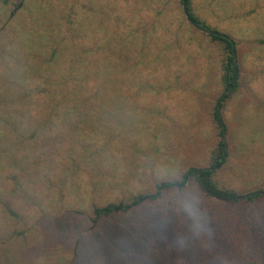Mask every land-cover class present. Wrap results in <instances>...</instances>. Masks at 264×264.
<instances>
[{
	"label": "rangeland",
	"instance_id": "rangeland-1",
	"mask_svg": "<svg viewBox=\"0 0 264 264\" xmlns=\"http://www.w3.org/2000/svg\"><path fill=\"white\" fill-rule=\"evenodd\" d=\"M180 1L0 0V126L26 133L11 140L0 130V264H264L262 200L188 201L174 190L92 221L94 207L212 162L227 53ZM190 7L233 41L240 78L219 108L227 156L213 181L240 195L264 191V0ZM69 42L99 73L95 85L109 84L79 91L80 100L97 92V105L67 103L77 91L50 103L54 53L69 55ZM162 208L166 218L151 225Z\"/></svg>",
	"mask_w": 264,
	"mask_h": 264
},
{
	"label": "trees",
	"instance_id": "trees-1",
	"mask_svg": "<svg viewBox=\"0 0 264 264\" xmlns=\"http://www.w3.org/2000/svg\"><path fill=\"white\" fill-rule=\"evenodd\" d=\"M180 4L181 1H180ZM185 7L187 10V14L189 15L190 24L193 25L196 29L201 31H210L212 33H207L209 39L222 46V48L226 51L227 56L223 60L221 64L222 75H221V83L223 86V92L226 91L225 94H221L222 97L219 102V107L221 108L224 103L233 96V94L239 88V73L235 58L233 57L232 50H234L233 41L226 35L220 34L217 31L207 30L202 21L194 16L190 7V0H185ZM138 39H141L138 37ZM72 42L68 43L69 48H71V52L64 54L63 51L61 53H54V62H56L55 68H53V76L56 78L55 81L49 83L51 86L52 96L50 98V103L55 107L58 105H63L64 97L59 93L68 92L73 93L77 91L74 95L70 96V103L73 106H80L82 104L86 105H97L100 101L97 97V92L93 93L90 97H86L84 100H80L81 91L87 89L94 88H102L108 89L109 84L107 81H99L98 87L95 85L96 82V74L98 72L94 71L93 68L87 72V68L82 65V60L80 63L78 61L79 56L75 57L78 54V51L74 49V45ZM65 50V49H64ZM235 51V50H234ZM62 61L67 66L62 69L60 67ZM93 63V60H92ZM67 74H66V72ZM87 72V73H86ZM99 75V73H98ZM47 84V83H46ZM80 91V92H79ZM60 95V97H59ZM48 96V95H47ZM213 117L216 122V125L219 128V141L216 145V150L212 158V162L208 168H194L189 167L186 169L178 179L171 181H163L155 185V189L153 192H142L136 195H131L126 201H119L115 203H109L102 207H94L92 210L93 214V224H96L101 218H109L114 215H122L128 214L131 211L140 208L145 205H152L158 203L166 194L172 193L176 190L177 193L180 194V199L195 201L197 199V195L199 193L204 194L207 197L214 198L216 200L228 203H255L258 200L264 201V191L252 192L245 195L238 194L234 189L231 188H221L215 184L213 181V174L216 169H220L222 165L226 162L227 152L223 143L222 138L224 137L225 129L221 130L220 128V119L217 116L216 109L213 110ZM3 129L4 136L9 137L11 140L19 139L17 137H24L26 133L20 131V124L16 122H12L9 126H0V130ZM1 132V131H0ZM33 132L30 131L28 136H31ZM5 139V138H4ZM3 135H0V140H4ZM3 148L0 143V156L3 152ZM194 182L196 190L191 188V183ZM164 193H166L164 195ZM173 204V203H172ZM175 205V203H174ZM172 209V207H169ZM170 212V211H169ZM174 213V212H173ZM146 213H144L145 215ZM150 214V213H149ZM147 213V215H149ZM168 214L165 208L161 210L157 209L155 214L150 217V224L156 225L161 221V219L166 218L165 216ZM146 218L142 217L141 222L143 223Z\"/></svg>",
	"mask_w": 264,
	"mask_h": 264
},
{
	"label": "water",
	"instance_id": "water-1",
	"mask_svg": "<svg viewBox=\"0 0 264 264\" xmlns=\"http://www.w3.org/2000/svg\"><path fill=\"white\" fill-rule=\"evenodd\" d=\"M181 3H182V10H183L184 16L190 22L189 15L187 14V10H186V7H185V0H181ZM203 32L212 33L210 31H204V30H203ZM232 54H233V57L235 58V52H234V50H232ZM225 93H226V91L223 94H225ZM222 95L218 98V100L216 102V111H217V116H218L219 119H220L219 102H220V99H221ZM220 128H221V130L224 129V126H223V123H222L221 120H220ZM222 140H223V143H224V146H225V149H226V141H225V138L223 137ZM245 196H247V195H245Z\"/></svg>",
	"mask_w": 264,
	"mask_h": 264
},
{
	"label": "crops",
	"instance_id": "crops-1",
	"mask_svg": "<svg viewBox=\"0 0 264 264\" xmlns=\"http://www.w3.org/2000/svg\"><path fill=\"white\" fill-rule=\"evenodd\" d=\"M225 138V137H224ZM247 195V194H246Z\"/></svg>",
	"mask_w": 264,
	"mask_h": 264
}]
</instances>
